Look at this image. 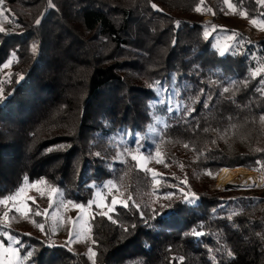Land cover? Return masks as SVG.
Returning a JSON list of instances; mask_svg holds the SVG:
<instances>
[{
  "label": "trees",
  "instance_id": "1",
  "mask_svg": "<svg viewBox=\"0 0 264 264\" xmlns=\"http://www.w3.org/2000/svg\"><path fill=\"white\" fill-rule=\"evenodd\" d=\"M210 1L204 5L212 12L203 15L226 12L222 1ZM198 3L51 0V7L49 0H0L13 23L0 32V73L12 60L0 83V198L27 177L59 188L61 200L87 204L95 182H117L114 191L123 201L130 195L129 206L117 203L109 212L116 223L96 210L88 222L96 264H181V256L182 264H264V186L219 191L207 174L224 169L217 176L218 183L224 173L222 189L232 169L264 170L256 163H264V94L258 91L264 74L252 76L242 51L219 55L215 31L203 36L212 19L189 18ZM232 3L248 12L246 19H264L255 0ZM157 82L168 91H159ZM125 148L151 154L148 163L160 152L158 184L131 155L120 156ZM180 188L199 199L185 202ZM32 190L29 216L9 213L10 219L30 220L28 227L2 228L26 246L21 255L34 249L25 263L92 264L88 252L48 242L36 226L43 217L35 215L49 204L48 193ZM168 193L171 201L163 199ZM159 203L172 207L153 218L151 208Z\"/></svg>",
  "mask_w": 264,
  "mask_h": 264
},
{
  "label": "snow or ice",
  "instance_id": "2",
  "mask_svg": "<svg viewBox=\"0 0 264 264\" xmlns=\"http://www.w3.org/2000/svg\"><path fill=\"white\" fill-rule=\"evenodd\" d=\"M224 4L227 5V7L229 9H232L234 12L238 11L239 14L241 16H243L244 18H248V12L246 10H240L237 8L236 4L232 3V0H223ZM256 4L259 5L260 7H264V0H255ZM49 5L51 7H55L54 4H51V0H49ZM154 9H157V5H155L154 3L151 5ZM203 6V7H202ZM160 10V9H157ZM194 10L196 12H202V11H208V12H212L211 8H208L204 5V0H199L198 5L194 8ZM10 11V10H9ZM214 14V13H213ZM0 15H3V10H0ZM41 23V20L38 18L35 20V24L39 25ZM251 23L252 25L256 26L257 28L264 30V19H257V18H251ZM177 25H179V21L176 22ZM216 30V26H213L211 31H215ZM4 29L0 28V32H3ZM211 35V32L208 30H205L203 33L204 38L207 40L209 38V36ZM236 37V33H233L232 35L220 39L217 38V43L215 45V48L218 50L219 55L224 56L226 53H228L233 45H232V41L235 40ZM238 43V41H237ZM37 44L33 43L31 45V51L33 54H35L37 52ZM12 57L13 59H15V53H12ZM12 63V60H9L7 63L3 64V68H8ZM264 74V61H260L258 62L257 66L252 70V76L256 77V76H260ZM19 80H23L24 76L23 74H19ZM158 84H160V82H157ZM262 85H264V82H262ZM235 89V85H233V88L230 89L229 87H224L223 88V92L224 93H229L230 91H233ZM159 91H164L167 92L168 89L164 88L162 84H160ZM258 91H261L262 94H264V87H262L261 89H258ZM4 97V89L2 87H0V100H3ZM208 99H211V97L209 96ZM156 103H160V104H164L165 101L164 100H157ZM205 107H207V105H204ZM166 111H172V108L170 106H167ZM187 110V109H186ZM192 111H195V108H191L190 110H188V114L190 115ZM231 119V118H229ZM259 122L262 126H264V116H261L259 119ZM237 126L236 125H230V129H235ZM205 132L209 131L208 128L204 129ZM228 129L225 130L224 135H227ZM223 138V136L221 137ZM213 143H215V141H213ZM140 144L137 143L136 145V151L139 152L140 151ZM185 148L189 147V144L185 143L184 144ZM256 151H262V149L257 148ZM131 155V159L133 161H137V167L142 168L144 171L146 172H152L153 174V179L155 181V183H159L158 180H155V176L157 175V173H155L152 169L146 168L143 161L146 159H150L151 158V154H149L148 156H143V155H136V154H132V152L130 151V149L125 148L123 152L120 153V156L122 157L123 155ZM95 155L100 156V153L97 152L95 153ZM156 156L159 157L160 156V152L157 151L156 152ZM158 162L163 163V159L158 160ZM257 165L259 168H264V163H262L261 161H256ZM181 167H183V165H181ZM226 171V170H225ZM209 175H213V177L215 178V174L211 173V171H208ZM186 183V181H185ZM39 185H44L47 188V193H48V198L50 200V207H51V199L53 196L55 195H60L62 196V192L59 188H57L54 185H50L48 183L47 180H37L35 182L29 183L28 178L24 177L22 185L20 187H18L13 193L8 194L6 196H4L3 198H0V205L4 206V211L2 213V215H0V228H4V229H10L11 228V224H10V217H9V213L13 210V208L15 209L16 212L21 213L25 218H27L29 216V213L31 212V208L30 206L27 204V201L31 200L33 203H35V198L29 195H26L27 189L29 187L31 188H36L37 191H40V188L38 187ZM92 187H100L98 185H92ZM103 187L108 188L109 191L111 192L113 189H115L116 191H119V187L117 185V182L113 181V180H108L106 182V184L103 185ZM180 192L183 193V199L185 202L187 203H192L194 200L199 199V197L197 196V194L195 192H185L183 188H180ZM174 194L173 193H168L166 194L163 199L171 201L173 199ZM96 197L97 200H99V204L97 205L98 207H100L102 210L99 212V215L101 216H107L109 220H112V217L108 215L109 212L114 211V206L118 203L116 198L111 199L110 201V205L108 203H105V199L102 195V193L100 191L96 192ZM128 200H131V196L129 195L127 200L122 201L123 207L127 208L128 205ZM157 200H159V197L157 198ZM157 201H153V203L155 204ZM62 206H67V205H71L73 208L75 209H79L81 211V215L75 219L72 220L71 218H68L70 223L72 224V228L69 231V236L70 238L75 235L77 238H81L83 240H87L90 238V233H91V227L88 224L87 220L85 219V216L83 215V213L87 212L89 209L92 208L93 204H96L97 201L96 200H90L87 202V204L84 203H74L71 200L68 201H64L63 199L60 201ZM134 206L139 209L140 205L139 204H135ZM11 204V206H9ZM172 205L171 203L169 204H164V203H159V208L157 207H152L151 208V212L153 215V218H155L156 216H160L163 215V212L166 208H171ZM47 210H45L46 212ZM45 213H41L40 211H37L35 213V215H44ZM140 215L143 216V212H140ZM15 217H12L11 219H14ZM94 218V217H93ZM229 219H231V216L228 217ZM113 223H116L115 220H112ZM78 225V227H77ZM41 231H44V225L43 224H37L36 225ZM132 227H135V225H132ZM124 231H127V228H124ZM193 235L195 236H201L203 235L202 232L200 231H196L193 230ZM6 238V240L4 239ZM92 244H95L96 241L93 239ZM26 246L23 245L21 243V240L15 236L10 234L9 231L5 230L2 233H0V264H25V262L32 257L34 249L32 250H28L26 252H24V255H21V252L24 250ZM228 256H233L234 254L231 252V250L228 251ZM88 258L92 260V264H96V255L97 253L92 249L89 248L88 249ZM179 261L183 262L184 257H179L178 258Z\"/></svg>",
  "mask_w": 264,
  "mask_h": 264
},
{
  "label": "rangeland",
  "instance_id": "3",
  "mask_svg": "<svg viewBox=\"0 0 264 264\" xmlns=\"http://www.w3.org/2000/svg\"><path fill=\"white\" fill-rule=\"evenodd\" d=\"M220 1H222V3H224L223 0H220ZM204 2L211 3L210 0H204ZM225 7L227 8V10L222 15H218L215 12H213L214 14L203 15V13H205V11H202L199 13L196 12L194 14L189 15V18L190 19H196V20L197 19L199 20V18H201L202 21L212 19L211 20L212 23H211V26L209 27L208 31L213 33V31H211L213 26H217L220 29L219 31H217V29H216L214 34H213L214 45H216V43H217V38L223 39V38H226V37L232 35L233 33H236V37H235L234 41H239L243 38L242 39V42H243L244 38L246 40H255L257 38L260 39L263 37L264 30H261V29L257 28L256 26L252 25L251 19H246L241 15L237 16L235 14H232L233 10L229 9L227 7V5H225ZM5 18L6 17L4 16V13H3V15H0V21L3 20L5 22L6 21ZM6 26L7 25H1L0 24V28L4 29ZM241 34H242V36L240 37ZM234 41H232L231 43L233 44ZM9 60H11V59L9 58L7 60V62ZM8 69H9V67H8ZM6 73H7V68H4L2 70V72L0 73V83L2 82V78H3V76H5ZM158 160L159 159L157 157H155L153 160L149 161V163L147 160H144V163L147 166V168L152 169L155 173H161L162 169H161L160 162H158ZM223 170L219 171L217 174L215 173V178H214V188L216 187V184H218L219 185L218 189L217 188H215V189H217L219 191L222 190L221 186H220L219 179L224 173L218 178V183H217V176ZM107 181L108 180H106L105 182H102V183H97V182L94 183V185H98L100 187L94 188L93 197H91V199H90V200H96L97 203L93 204L91 209H89L87 212L83 213L87 222H89V219L92 215L91 212L93 210H96L98 212H100L102 210L100 207L97 206L99 204V200H97V197H96L97 191H100L102 193V195L105 199V203H108L109 206H111L110 201L113 198H116L118 203H122V201H123V199L120 198L117 195V193L114 191V189L110 192L108 188L103 187V185L106 184ZM261 186H264V185H261ZM38 187L41 190L43 189V190L47 191V189L42 188V186H38ZM258 187H260V186H258ZM258 187L248 184L247 186H241L240 188H236V187H233V188H236V189H245V188L246 189L247 188L254 189V188H258ZM233 188H228V189H233ZM32 189L33 188L29 187L27 189L26 195L33 197L34 192ZM34 189H36V188H34ZM228 189H223V190H228ZM60 198H61L60 195L53 196L51 199V207L49 206L50 205V202H49V204L47 205V207L45 209L47 211L45 212V210L44 211L41 210V213H45L44 215H42L43 220L41 221V224L44 225L45 234H47V236L50 237V238H48V242L51 244L59 243V244L67 246L69 249L70 248L73 249V251H76V252H84L85 251L87 253L88 249H89L88 239L85 241L81 238H77L75 235H73L71 238L69 236V231L72 228V224L70 223L68 218L75 220L82 213L79 209H75L71 205H67L66 207L62 206L60 203V201H61ZM27 204L29 205L28 201H27ZM9 206H11V204ZM4 210H5L4 206L0 205V215H2ZM13 210H15V209L13 208ZM9 222H10L11 226L15 224L16 226L18 225L21 227H28L30 220H27V221L26 220H17V218L16 219L14 218L12 220L10 219ZM77 227H78V225H77ZM3 231H5V230L0 228V233H2ZM4 239L6 240V238H4Z\"/></svg>",
  "mask_w": 264,
  "mask_h": 264
},
{
  "label": "built area",
  "instance_id": "4",
  "mask_svg": "<svg viewBox=\"0 0 264 264\" xmlns=\"http://www.w3.org/2000/svg\"><path fill=\"white\" fill-rule=\"evenodd\" d=\"M1 25H12L13 23H9V21H0ZM243 39V38H242ZM242 39L238 41H234V43L232 44L233 47L231 49V52L233 53H239V52H243L246 60L248 61V63L250 64V68L254 69L258 62L260 61H264V39L260 38V39H255V40H246L244 39L242 42ZM259 172L263 173L264 175V170L261 169ZM264 179V176H263ZM261 185H264V181ZM261 185H259L261 187ZM258 187V186H257Z\"/></svg>",
  "mask_w": 264,
  "mask_h": 264
},
{
  "label": "bare ground",
  "instance_id": "5",
  "mask_svg": "<svg viewBox=\"0 0 264 264\" xmlns=\"http://www.w3.org/2000/svg\"><path fill=\"white\" fill-rule=\"evenodd\" d=\"M263 173L254 172L247 168L232 169L227 176L223 178L222 190L228 188H240L241 186H247L248 184L259 186L263 183Z\"/></svg>",
  "mask_w": 264,
  "mask_h": 264
},
{
  "label": "water",
  "instance_id": "6",
  "mask_svg": "<svg viewBox=\"0 0 264 264\" xmlns=\"http://www.w3.org/2000/svg\"><path fill=\"white\" fill-rule=\"evenodd\" d=\"M215 188H217V187H215Z\"/></svg>",
  "mask_w": 264,
  "mask_h": 264
}]
</instances>
